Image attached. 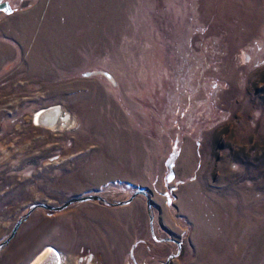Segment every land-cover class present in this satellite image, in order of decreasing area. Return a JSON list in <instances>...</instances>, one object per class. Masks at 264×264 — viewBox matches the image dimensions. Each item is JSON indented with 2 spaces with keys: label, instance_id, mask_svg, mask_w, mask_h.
I'll use <instances>...</instances> for the list:
<instances>
[{
  "label": "rangeland",
  "instance_id": "374dc122",
  "mask_svg": "<svg viewBox=\"0 0 264 264\" xmlns=\"http://www.w3.org/2000/svg\"><path fill=\"white\" fill-rule=\"evenodd\" d=\"M4 2L0 245L34 205L144 191L156 236L181 243L171 264H264V0ZM53 105L72 128L32 124ZM47 247L71 264L178 252L153 239L144 196L37 210L0 264Z\"/></svg>",
  "mask_w": 264,
  "mask_h": 264
},
{
  "label": "water",
  "instance_id": "95a60500",
  "mask_svg": "<svg viewBox=\"0 0 264 264\" xmlns=\"http://www.w3.org/2000/svg\"><path fill=\"white\" fill-rule=\"evenodd\" d=\"M3 12L5 14H12L14 12V10L12 9L11 5L9 2H4V3H0V13ZM90 75H95V74H90ZM104 75L109 78V79H113V77L111 76V74L109 73H104ZM138 196H144L147 199V209L149 211V215H150V228H151V233H152V237L155 241L161 242V243H174L177 245L178 247V252L176 254H172L170 255V257L167 259L165 264H171V262L178 257L181 254V243L179 241H177L176 239H171V238H166V239H159L156 234H155V229H154V216L152 213L153 210V200L151 198V195L147 192L144 191H138L136 192L129 200L127 201H123V202H109L108 200H106L105 198L101 197V196H97V195H90V196H85V197H80V198H74L71 199L69 201H67L65 204L59 206V207H52L46 204H37L34 205L33 207H31V209L28 211V213L26 215H24L23 217H21L19 219V221L17 222V224L15 225V227L12 230L11 235L8 237V239L2 243L0 245V251L3 250V248L8 245L9 243H11L13 241V239L16 237L17 233L19 232V229L21 228V226L30 218V216L37 210H45L48 212H62L64 210H66L67 208H69L70 206H73L75 204H82V203H88V202H100L103 203L106 206L109 207H126L129 206L131 203H133V201L138 197Z\"/></svg>",
  "mask_w": 264,
  "mask_h": 264
},
{
  "label": "bare ground",
  "instance_id": "6f19581e",
  "mask_svg": "<svg viewBox=\"0 0 264 264\" xmlns=\"http://www.w3.org/2000/svg\"><path fill=\"white\" fill-rule=\"evenodd\" d=\"M34 126L60 130L74 126L73 118L64 112L63 108L57 105L43 108L34 117ZM91 260V258H89ZM88 260V262H89ZM72 260L58 253L54 248L47 247L39 253L29 264H71ZM90 264V262L88 263Z\"/></svg>",
  "mask_w": 264,
  "mask_h": 264
},
{
  "label": "trees",
  "instance_id": "16d2710c",
  "mask_svg": "<svg viewBox=\"0 0 264 264\" xmlns=\"http://www.w3.org/2000/svg\"><path fill=\"white\" fill-rule=\"evenodd\" d=\"M175 157L177 156L172 155V158L168 161L167 164L166 176L167 178L170 177V180H172L174 177L173 168H174ZM170 180H168V182H170Z\"/></svg>",
  "mask_w": 264,
  "mask_h": 264
},
{
  "label": "flooded vegetation",
  "instance_id": "af4514ba",
  "mask_svg": "<svg viewBox=\"0 0 264 264\" xmlns=\"http://www.w3.org/2000/svg\"><path fill=\"white\" fill-rule=\"evenodd\" d=\"M34 117H35V116H34ZM32 123L35 124V123H34V118H32Z\"/></svg>",
  "mask_w": 264,
  "mask_h": 264
}]
</instances>
